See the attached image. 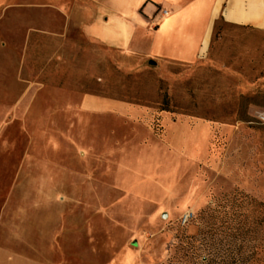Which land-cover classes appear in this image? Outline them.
Returning <instances> with one entry per match:
<instances>
[{
  "label": "rangeland",
  "instance_id": "374dc122",
  "mask_svg": "<svg viewBox=\"0 0 264 264\" xmlns=\"http://www.w3.org/2000/svg\"><path fill=\"white\" fill-rule=\"evenodd\" d=\"M35 2L0 0V209L22 162L58 163L91 180L89 201L67 204L52 255L63 264H173L183 247L205 255L207 227L225 238L239 214L244 245L264 249V33L219 23L202 58L177 64L88 41ZM85 95L209 131L192 151L183 133L166 139L159 116L140 125L79 111Z\"/></svg>",
  "mask_w": 264,
  "mask_h": 264
},
{
  "label": "crops",
  "instance_id": "0c3cea01",
  "mask_svg": "<svg viewBox=\"0 0 264 264\" xmlns=\"http://www.w3.org/2000/svg\"><path fill=\"white\" fill-rule=\"evenodd\" d=\"M35 1L31 7L58 11L88 41L127 56L177 64L202 58L219 23L264 33V0ZM161 11L167 15L160 17ZM32 103L28 99L25 104ZM1 110V119L7 118L8 108ZM78 110L140 125L159 116L166 139L175 143L183 133L186 141H193L192 151L196 138L209 131L201 122H172L165 113L113 98L85 95ZM19 169L23 176L16 178L0 209V264H63L52 255L67 237V204L89 201L90 177L75 179L58 163L44 173L36 160H25Z\"/></svg>",
  "mask_w": 264,
  "mask_h": 264
},
{
  "label": "trees",
  "instance_id": "16d2710c",
  "mask_svg": "<svg viewBox=\"0 0 264 264\" xmlns=\"http://www.w3.org/2000/svg\"><path fill=\"white\" fill-rule=\"evenodd\" d=\"M240 216V214L236 217L234 215L236 222L231 229L226 226V232L224 233L225 238H217L216 230L213 229L211 224L207 227V231L203 234V236H206L202 237L204 240H202V243H198L201 251L203 250L206 253L205 255H198L197 253L192 254L191 248L186 249L183 247L173 264H264V253H262L264 249L259 252L253 249L249 250L244 245L246 240L244 226L246 223L243 218H239ZM209 219L211 220L213 217L210 216ZM195 239V237H188L190 243L197 242ZM183 240L187 239L183 238ZM224 240H228L230 244L226 248L222 246V241ZM208 241L212 243L208 245ZM189 242L187 241V245H190ZM219 245H221V247H217ZM188 250L190 252H188ZM195 250L197 251V249ZM192 255H195L194 259Z\"/></svg>",
  "mask_w": 264,
  "mask_h": 264
},
{
  "label": "built area",
  "instance_id": "2783aa9c",
  "mask_svg": "<svg viewBox=\"0 0 264 264\" xmlns=\"http://www.w3.org/2000/svg\"><path fill=\"white\" fill-rule=\"evenodd\" d=\"M167 15L166 11H161L160 12V17H165ZM190 214L184 215L183 217V223L186 222L190 218Z\"/></svg>",
  "mask_w": 264,
  "mask_h": 264
}]
</instances>
